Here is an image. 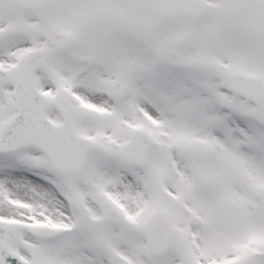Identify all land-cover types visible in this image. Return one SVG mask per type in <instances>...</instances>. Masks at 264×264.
Here are the masks:
<instances>
[{
  "label": "snow or ice",
  "instance_id": "obj_1",
  "mask_svg": "<svg viewBox=\"0 0 264 264\" xmlns=\"http://www.w3.org/2000/svg\"><path fill=\"white\" fill-rule=\"evenodd\" d=\"M0 264H264V0H0Z\"/></svg>",
  "mask_w": 264,
  "mask_h": 264
}]
</instances>
